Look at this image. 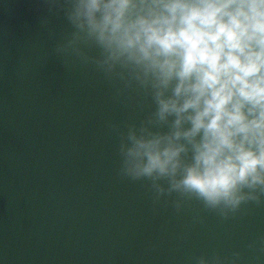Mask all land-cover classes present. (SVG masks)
Listing matches in <instances>:
<instances>
[{
  "label": "water",
  "instance_id": "1",
  "mask_svg": "<svg viewBox=\"0 0 264 264\" xmlns=\"http://www.w3.org/2000/svg\"><path fill=\"white\" fill-rule=\"evenodd\" d=\"M71 4L0 0V264H264L259 187L222 212L121 171L153 92L99 65Z\"/></svg>",
  "mask_w": 264,
  "mask_h": 264
},
{
  "label": "clouds",
  "instance_id": "2",
  "mask_svg": "<svg viewBox=\"0 0 264 264\" xmlns=\"http://www.w3.org/2000/svg\"><path fill=\"white\" fill-rule=\"evenodd\" d=\"M69 19L105 71L152 89L155 120L120 145L125 175L222 212L264 192V0H72Z\"/></svg>",
  "mask_w": 264,
  "mask_h": 264
}]
</instances>
